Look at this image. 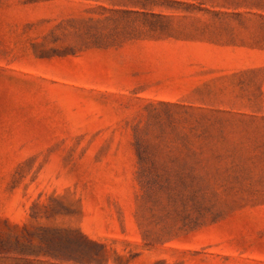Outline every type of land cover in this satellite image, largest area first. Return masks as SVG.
<instances>
[{"label": "rangeland", "instance_id": "obj_1", "mask_svg": "<svg viewBox=\"0 0 264 264\" xmlns=\"http://www.w3.org/2000/svg\"><path fill=\"white\" fill-rule=\"evenodd\" d=\"M0 264H264V0H0Z\"/></svg>", "mask_w": 264, "mask_h": 264}]
</instances>
